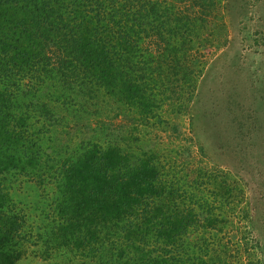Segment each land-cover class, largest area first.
<instances>
[{"label": "trees", "instance_id": "trees-1", "mask_svg": "<svg viewBox=\"0 0 264 264\" xmlns=\"http://www.w3.org/2000/svg\"><path fill=\"white\" fill-rule=\"evenodd\" d=\"M224 1L0 0V264L67 247L93 264H259L228 173L78 119L98 95L133 123L186 111ZM17 177L41 190V226L9 195Z\"/></svg>", "mask_w": 264, "mask_h": 264}, {"label": "rangeland", "instance_id": "rangeland-1", "mask_svg": "<svg viewBox=\"0 0 264 264\" xmlns=\"http://www.w3.org/2000/svg\"><path fill=\"white\" fill-rule=\"evenodd\" d=\"M221 7L212 21L222 23L220 29L216 27L219 36L200 52L206 65L186 111L159 112L166 121L163 126L133 123L126 112L98 95L96 101L85 103L82 111L86 116L78 119H83L82 126L105 124L114 137L126 139L123 144H129L134 153L139 148L163 149L166 154L179 153L185 163L194 159V163L228 173L242 188L240 208L249 202L256 216L250 233L259 245L254 258L264 264V0H225ZM74 120L69 118L67 124L73 126ZM70 136L67 139L71 140ZM63 137L59 134L57 138ZM200 152L205 158L197 155ZM11 187L9 195L26 216L28 226L44 224L40 204H36L41 190L34 181L17 177ZM234 226V230L244 229L242 224ZM230 234L224 233L222 238L234 240L236 236ZM67 248L51 251L48 259L28 250L16 264L94 263L73 256Z\"/></svg>", "mask_w": 264, "mask_h": 264}]
</instances>
